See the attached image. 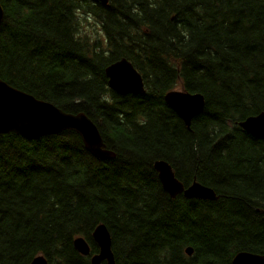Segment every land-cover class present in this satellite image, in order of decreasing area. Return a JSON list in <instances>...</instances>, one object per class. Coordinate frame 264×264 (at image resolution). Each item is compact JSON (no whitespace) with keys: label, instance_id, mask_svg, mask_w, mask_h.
Returning a JSON list of instances; mask_svg holds the SVG:
<instances>
[{"label":"trees","instance_id":"1","mask_svg":"<svg viewBox=\"0 0 264 264\" xmlns=\"http://www.w3.org/2000/svg\"><path fill=\"white\" fill-rule=\"evenodd\" d=\"M0 4V78L84 112L115 153L98 159L68 130L37 140L0 134V264L37 255L90 264L100 223L116 264H230L238 251L264 254V139L238 125L264 112V0ZM121 58L141 74L144 94L109 88L104 69ZM177 89L204 96L189 127L164 101ZM155 160L217 198H171ZM78 236L89 255L74 248Z\"/></svg>","mask_w":264,"mask_h":264},{"label":"water","instance_id":"2","mask_svg":"<svg viewBox=\"0 0 264 264\" xmlns=\"http://www.w3.org/2000/svg\"><path fill=\"white\" fill-rule=\"evenodd\" d=\"M107 4L108 0H99ZM3 8L0 4V25L3 20ZM109 88L124 96L140 95L146 92L141 74L126 58L118 59L104 69ZM165 103L189 127L191 120L204 107V96L201 93H190L180 90L168 91L164 95ZM247 133L264 139V112L248 116L238 122ZM77 133L85 149L98 159H110L115 153L106 144L96 124L84 113L65 112L54 104L38 99L18 88L9 85L0 78V134L14 133L27 140H37L44 136L60 134L63 131ZM153 168L157 172L162 188L171 198L182 194L185 198L215 200L217 195L212 187L192 181L187 186L175 176L171 165L165 160H155ZM91 237L98 250L90 256V264H116L112 251L111 235L103 223L96 225ZM73 246L81 255H89L90 245L82 236L73 239ZM193 249L185 248L187 255ZM28 264H47L43 255L35 256ZM230 264H264V254L249 251H238Z\"/></svg>","mask_w":264,"mask_h":264},{"label":"rangeland","instance_id":"3","mask_svg":"<svg viewBox=\"0 0 264 264\" xmlns=\"http://www.w3.org/2000/svg\"><path fill=\"white\" fill-rule=\"evenodd\" d=\"M88 22L90 23V29H97V24H95V22H93L91 18H88ZM177 90H180V89H177Z\"/></svg>","mask_w":264,"mask_h":264}]
</instances>
